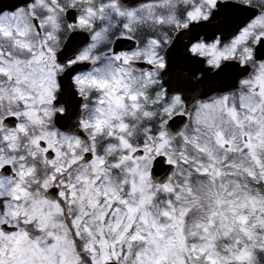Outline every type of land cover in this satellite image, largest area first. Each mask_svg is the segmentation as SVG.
<instances>
[{
	"label": "snow or ice",
	"instance_id": "1",
	"mask_svg": "<svg viewBox=\"0 0 264 264\" xmlns=\"http://www.w3.org/2000/svg\"><path fill=\"white\" fill-rule=\"evenodd\" d=\"M0 264H264V0H0Z\"/></svg>",
	"mask_w": 264,
	"mask_h": 264
},
{
	"label": "water",
	"instance_id": "2",
	"mask_svg": "<svg viewBox=\"0 0 264 264\" xmlns=\"http://www.w3.org/2000/svg\"><path fill=\"white\" fill-rule=\"evenodd\" d=\"M6 3L13 2V0H5Z\"/></svg>",
	"mask_w": 264,
	"mask_h": 264
}]
</instances>
